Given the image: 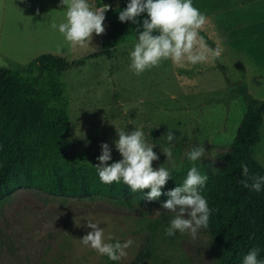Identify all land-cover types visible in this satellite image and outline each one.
<instances>
[{
	"label": "rangeland",
	"instance_id": "1",
	"mask_svg": "<svg viewBox=\"0 0 264 264\" xmlns=\"http://www.w3.org/2000/svg\"><path fill=\"white\" fill-rule=\"evenodd\" d=\"M232 1L193 0L207 17L200 36L210 48L223 49L220 59L183 67L167 60L139 76L130 70V51L137 42V29L143 31L146 13L137 18L138 24L129 21L110 56H90L101 49L110 30L105 21V33L93 34L86 49L69 47L54 30L47 52L77 63L62 72V79L69 95L67 148L81 165L96 169L102 143L111 149L109 164L122 159L115 147L117 129L131 132L136 128L154 145L159 157L152 162L154 169H176L188 159L187 152L204 146L205 157L199 161L208 160L217 170L219 150L233 143L248 109V95L264 100V17L247 25L248 19L239 14L226 19L215 13L211 16L210 11ZM24 2L0 0L6 34L18 30L16 36H27L28 30L20 27L27 20ZM88 3L93 10L105 4L103 0ZM260 11L264 14V8ZM30 57L25 61L34 58ZM0 67L25 68L12 60ZM169 129L175 135L171 142L166 139ZM261 134L254 156L264 168V123ZM166 147L172 148L171 161L162 151ZM132 196H65L37 187L15 189L0 201V264H105V256L80 242L91 231L89 220L103 228L105 242L134 241L119 260L121 264L133 262L147 248L152 257L142 264H219L207 229H200L195 240L179 232L167 236L165 229L175 213L161 207L164 201L146 210L136 199L139 191Z\"/></svg>",
	"mask_w": 264,
	"mask_h": 264
},
{
	"label": "trees",
	"instance_id": "2",
	"mask_svg": "<svg viewBox=\"0 0 264 264\" xmlns=\"http://www.w3.org/2000/svg\"><path fill=\"white\" fill-rule=\"evenodd\" d=\"M103 1L110 5L105 13L110 30L101 49L91 57L110 56L129 23L118 19L129 0ZM76 64L63 56L45 53L23 69L0 67V201L25 186L65 196L133 197L134 192L122 181L101 183L97 170L81 165L78 156L67 148L69 95L62 72ZM248 99V109L233 143L227 150H219L217 170L208 160L193 163L186 159L169 171L171 177L158 200L144 198L150 189L139 192L136 198L151 210L158 201L168 199L164 193L183 183L191 167H197L201 175L208 177L200 194L213 210L207 230L219 264H242L244 255L253 247L260 249L258 259L264 260V187L255 192L239 183L244 178L242 163L248 166L250 175L264 176V168L254 156L262 137L264 100L250 95ZM116 241L119 240L112 243ZM151 257L152 251L147 248L129 264H142ZM105 258V264H121Z\"/></svg>",
	"mask_w": 264,
	"mask_h": 264
},
{
	"label": "clouds",
	"instance_id": "3",
	"mask_svg": "<svg viewBox=\"0 0 264 264\" xmlns=\"http://www.w3.org/2000/svg\"><path fill=\"white\" fill-rule=\"evenodd\" d=\"M60 4L66 9L65 21L58 25L53 22L50 27L58 29L69 47L86 49L91 45L93 34L99 36L105 33V13L110 10V5L103 4L93 10L88 0H60ZM142 13L147 14V18L142 21L143 31L137 29V42L130 51L129 67L135 75L139 76L167 60L183 67L186 64L195 66L207 63L210 59H220L223 49L220 46L210 48L200 36L207 17L193 5V0H129L127 6L119 11L118 19L120 22L131 21L138 24L137 18ZM117 132L115 147L122 159L109 164L108 161L112 159L111 149L107 143L101 144L102 152L97 157L99 163L95 165L100 182L110 185L122 181L134 193L150 189L144 198L147 201L158 200L162 195L161 189L171 174L163 166L153 168L152 162L159 159L153 151L154 145L147 143L141 129L135 128L131 132L117 129ZM174 138V132L169 129L166 139L171 142ZM162 151L167 161H171L172 148H162ZM205 153L204 146H201L193 148L186 156L194 163L205 157ZM241 167L244 178L239 183L245 188L260 192L264 187V176L250 175L246 164L242 163ZM207 179L206 175H201L197 167L193 166L181 185L164 193L168 199L162 202L161 207L175 213L165 229L167 236H174L179 232L195 240L200 229L208 228L213 210L200 194ZM185 213L188 218H185ZM87 227L91 231L80 238L81 244L99 255L107 256L109 260H121L127 255L126 249L134 243L132 239L123 243L105 242L104 230L98 227V223L89 220ZM107 239L111 241L113 237L109 235ZM259 254L258 247L251 248L244 255L242 264H264V260L258 259Z\"/></svg>",
	"mask_w": 264,
	"mask_h": 264
},
{
	"label": "crops",
	"instance_id": "4",
	"mask_svg": "<svg viewBox=\"0 0 264 264\" xmlns=\"http://www.w3.org/2000/svg\"><path fill=\"white\" fill-rule=\"evenodd\" d=\"M216 1L224 2L225 0ZM23 5L28 10L27 15L24 17L27 20L21 23L20 27H25L28 30L27 36H24L25 34L23 33L16 36L15 33L18 30L9 31L6 34L4 14L0 15V66L8 64L12 60L20 63L23 67L40 55L49 53L47 52L50 48L48 39L51 40L54 33L50 25L53 22L58 25L65 21L66 9L61 7L60 0H26ZM263 8L264 0H234L225 7L221 6L217 11H210V14L213 16L215 13L216 16L224 17V19L228 16L239 14L243 18L248 19L246 24L249 25L258 23V19L264 17V14H261L260 11ZM202 34L204 33L202 32ZM24 37H27V39ZM23 46H25L24 51L19 54ZM15 50H17V53L14 52ZM30 56L34 58L30 61H25ZM15 58L23 59L16 61Z\"/></svg>",
	"mask_w": 264,
	"mask_h": 264
}]
</instances>
